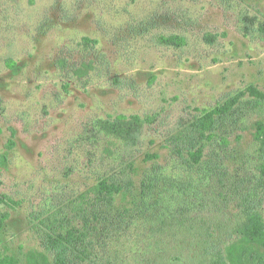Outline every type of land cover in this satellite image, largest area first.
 I'll return each instance as SVG.
<instances>
[{"label": "rangeland", "instance_id": "rangeland-1", "mask_svg": "<svg viewBox=\"0 0 264 264\" xmlns=\"http://www.w3.org/2000/svg\"><path fill=\"white\" fill-rule=\"evenodd\" d=\"M261 26L264 0H0V264L70 228L78 264L264 263L235 234L252 200L264 226Z\"/></svg>", "mask_w": 264, "mask_h": 264}, {"label": "trees", "instance_id": "trees-1", "mask_svg": "<svg viewBox=\"0 0 264 264\" xmlns=\"http://www.w3.org/2000/svg\"><path fill=\"white\" fill-rule=\"evenodd\" d=\"M247 1V0H241ZM259 31L264 32V26L259 28ZM178 38H169L164 39V43L167 45H177ZM10 68H14L12 64H8ZM225 109V108H224ZM224 109H218L210 113L209 116L219 117L222 114L227 112ZM220 113V114H219ZM207 119V118H206ZM207 124V125H206ZM212 124L207 123L205 118L200 119L195 127H200L201 129L209 128ZM132 122L127 121L123 118L115 119L107 123L105 129L114 135L117 136H126L129 135L131 128H133ZM203 127V128H202ZM199 129V131L201 130ZM198 132V131H197ZM199 134V132H198ZM258 134L264 135V125H258ZM196 137H193V141H196ZM193 147L192 149H195ZM191 149V150H192ZM191 150H187V152H191ZM264 155V145L261 150ZM192 154V153H191ZM187 154L190 156L192 160L200 159L202 155V151L198 150L194 155ZM261 174L264 175V168L261 169ZM263 179V178H262ZM150 182V183H149ZM153 187V183L149 178L148 184L145 182L142 185L143 195L147 196V191ZM121 186L113 183H103L99 184L95 189L96 197L101 202H107L109 197H112L114 194H117L121 191ZM4 202L3 199H0V204ZM258 213V206H256V201L252 200L251 205L247 209V222L246 226H240L235 234H242L246 238H248L254 246H258V242H260L264 237V226L261 224ZM94 219L98 220L99 216L97 213L92 215ZM5 217L0 214V229L4 227ZM87 233L85 230L80 228H70L66 232L58 231L55 236H48L46 240L47 248L54 254L53 264H78L79 255H83L87 252V246H85V240H87ZM258 264H264L261 262Z\"/></svg>", "mask_w": 264, "mask_h": 264}]
</instances>
